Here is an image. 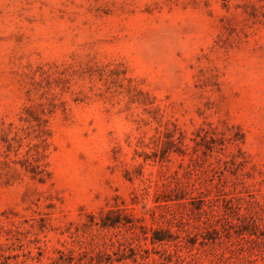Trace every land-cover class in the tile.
Segmentation results:
<instances>
[{"label":"rangeland","instance_id":"374dc122","mask_svg":"<svg viewBox=\"0 0 264 264\" xmlns=\"http://www.w3.org/2000/svg\"><path fill=\"white\" fill-rule=\"evenodd\" d=\"M0 264H264V0H0Z\"/></svg>","mask_w":264,"mask_h":264},{"label":"trees","instance_id":"16d2710c","mask_svg":"<svg viewBox=\"0 0 264 264\" xmlns=\"http://www.w3.org/2000/svg\"><path fill=\"white\" fill-rule=\"evenodd\" d=\"M102 225L104 226V224H102ZM162 240H163V238H160V237L156 236V234H154L153 241L159 242V241H162Z\"/></svg>","mask_w":264,"mask_h":264}]
</instances>
